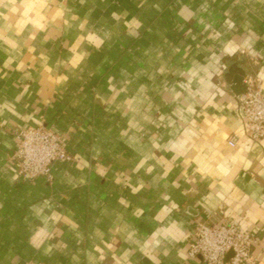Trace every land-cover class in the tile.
<instances>
[{
  "label": "crops",
  "instance_id": "crops-1",
  "mask_svg": "<svg viewBox=\"0 0 264 264\" xmlns=\"http://www.w3.org/2000/svg\"><path fill=\"white\" fill-rule=\"evenodd\" d=\"M241 70L264 92V0H0V264H203L195 223L227 218L264 264ZM29 125L70 154L50 179L18 173Z\"/></svg>",
  "mask_w": 264,
  "mask_h": 264
},
{
  "label": "built area",
  "instance_id": "built-area-1",
  "mask_svg": "<svg viewBox=\"0 0 264 264\" xmlns=\"http://www.w3.org/2000/svg\"><path fill=\"white\" fill-rule=\"evenodd\" d=\"M244 94L238 98L244 128L227 140L235 146L244 133L251 140L264 137V92L257 78L247 76ZM14 160L18 173L25 179L45 176L50 179V166L58 160L70 159L60 136L44 125L26 126L16 134ZM255 233L240 228L233 218L220 223L199 220L188 243L189 257H200L203 264H256L251 247L257 243ZM232 254L227 257V254ZM24 264H43L28 260Z\"/></svg>",
  "mask_w": 264,
  "mask_h": 264
},
{
  "label": "water",
  "instance_id": "water-1",
  "mask_svg": "<svg viewBox=\"0 0 264 264\" xmlns=\"http://www.w3.org/2000/svg\"><path fill=\"white\" fill-rule=\"evenodd\" d=\"M244 77H245V71L241 70L237 75H235L229 81V83L231 84V88L234 94L237 96V98L241 97L245 92L246 84L243 82ZM231 254L232 252H229L227 254V257H229Z\"/></svg>",
  "mask_w": 264,
  "mask_h": 264
}]
</instances>
